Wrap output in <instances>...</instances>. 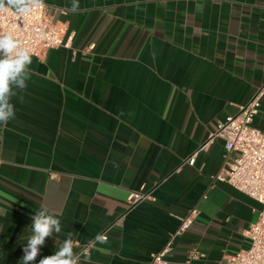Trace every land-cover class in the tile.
Masks as SVG:
<instances>
[{"label": "crops", "instance_id": "1", "mask_svg": "<svg viewBox=\"0 0 264 264\" xmlns=\"http://www.w3.org/2000/svg\"><path fill=\"white\" fill-rule=\"evenodd\" d=\"M43 3L68 47L32 57L15 117L0 124V264H22L42 205L62 230L35 264L69 232L76 253L106 229L79 264H149L191 208L168 264L190 249L192 264H224L246 248L261 206L213 180L231 156L209 136L264 84V0ZM140 187L151 199L127 211Z\"/></svg>", "mask_w": 264, "mask_h": 264}, {"label": "built area", "instance_id": "2", "mask_svg": "<svg viewBox=\"0 0 264 264\" xmlns=\"http://www.w3.org/2000/svg\"><path fill=\"white\" fill-rule=\"evenodd\" d=\"M8 32L13 34L22 48L30 50L32 57H41L50 49L68 47L63 42L61 28L49 21L44 3L42 7L33 8L24 16L17 14L14 9L0 13V33ZM261 97H264V84L253 99L239 107L236 114L227 115L219 121L215 131L209 136V141L214 138L222 139L226 156H231L226 161L227 167L217 173L213 180L228 184L261 206L256 220L244 232L248 246L234 255L226 256L224 264H264V131L253 125L261 107ZM193 158L188 164H193ZM148 199H151L150 193L144 187L130 192L126 197L127 211ZM198 213L196 208H191L179 219L177 229L170 234L162 249L150 253L149 264H168L167 257L175 239L189 229ZM121 221L122 218L117 223ZM107 231L108 229L100 234L106 235ZM94 242L95 238L76 252L80 259L89 255ZM198 258L197 251L190 249L186 264H192Z\"/></svg>", "mask_w": 264, "mask_h": 264}, {"label": "clouds", "instance_id": "3", "mask_svg": "<svg viewBox=\"0 0 264 264\" xmlns=\"http://www.w3.org/2000/svg\"><path fill=\"white\" fill-rule=\"evenodd\" d=\"M71 2L72 10H77L79 0ZM42 6L43 0H0V13L14 9L17 14L24 16L33 8ZM31 63L32 56L28 48H22L11 32L0 33V124L6 125L15 117V106L11 101L18 96V92L22 93L27 88ZM19 99L22 102L23 96L20 95ZM30 219L32 234L22 249V264H35L46 238H51L62 230L60 218L45 205L36 210ZM95 242L106 244L108 237L97 234ZM76 246L73 235L69 232L59 250L53 255L41 258L38 264H79L80 255L74 252Z\"/></svg>", "mask_w": 264, "mask_h": 264}]
</instances>
